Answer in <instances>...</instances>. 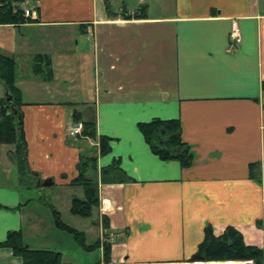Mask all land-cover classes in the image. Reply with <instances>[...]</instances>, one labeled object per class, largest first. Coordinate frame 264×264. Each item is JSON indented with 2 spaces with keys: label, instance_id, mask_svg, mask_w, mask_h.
I'll return each instance as SVG.
<instances>
[{
  "label": "crops",
  "instance_id": "crops-1",
  "mask_svg": "<svg viewBox=\"0 0 264 264\" xmlns=\"http://www.w3.org/2000/svg\"><path fill=\"white\" fill-rule=\"evenodd\" d=\"M133 1L27 0L34 23L0 26V51L17 64L29 170L40 183L52 181L28 190L10 159L13 146L0 145V242L15 231L24 242L33 232L43 240L56 234L53 217L31 218L26 192H46L58 211L51 189L67 192L71 203L77 164L93 157L94 226L102 231L94 264H239L188 259L207 225L215 236L232 227L264 251V0ZM143 6L146 19L125 18ZM233 23L240 40L229 50ZM37 55L50 59V81L32 73ZM5 94L0 82V104ZM73 111L79 124L95 122L107 154L97 139L68 136L78 124ZM155 118L179 119L191 167L151 153L138 124ZM113 162L130 182H101ZM0 264L21 260L0 249Z\"/></svg>",
  "mask_w": 264,
  "mask_h": 264
},
{
  "label": "trees",
  "instance_id": "trees-1",
  "mask_svg": "<svg viewBox=\"0 0 264 264\" xmlns=\"http://www.w3.org/2000/svg\"><path fill=\"white\" fill-rule=\"evenodd\" d=\"M27 0H0V26H21L34 23L36 19L26 17L23 7ZM108 16L111 15L106 7ZM125 18L146 19L147 6L136 10L132 15ZM32 73L44 81H50L53 77L50 68V59L46 55H37L32 64ZM18 78L16 61L0 51V82L11 96V104L16 111L14 115L10 111V105L5 100L0 104V145H11L13 151L9 154L10 159L17 169L19 182L28 190L40 183L38 177L29 170L26 154V141L23 131L21 107L23 102L21 94L16 86ZM264 93V82L261 86ZM72 118L75 123L80 122V115L73 111ZM138 130L151 153L162 162H177L182 169L191 167L194 154L189 145L181 137V123L179 119L161 120L152 119L146 123H139ZM82 136L98 141L99 154L105 155L110 151L108 139L103 136L97 137L95 122H82ZM78 176L74 178L69 186L80 187L83 197L72 198L69 212L80 218H90L98 208V184L91 177L96 171V158L81 157L77 164ZM250 178L260 182L259 174L255 165H250ZM102 183H124L131 180L113 162L107 168L101 170ZM54 227L66 232L78 243L85 252H92L93 248L99 246V241L94 245H86L85 235L82 232L67 226L60 218L55 209L52 210ZM103 226L106 228V222ZM203 240L198 245L195 253L188 259L191 263L206 262H238L239 264H264V251L255 246L246 245L242 235L232 227H227L220 236H215L210 225L204 228ZM105 263L109 261L110 245L102 244ZM0 249H9L13 255L21 260V264H69L62 260V254L50 250L30 249L24 242L21 231L9 232Z\"/></svg>",
  "mask_w": 264,
  "mask_h": 264
},
{
  "label": "rangeland",
  "instance_id": "rangeland-1",
  "mask_svg": "<svg viewBox=\"0 0 264 264\" xmlns=\"http://www.w3.org/2000/svg\"><path fill=\"white\" fill-rule=\"evenodd\" d=\"M132 4L133 7L136 6V0L133 1ZM24 8L26 7L24 6L23 9ZM21 69H23V67L18 68V72ZM90 75L93 80V69L90 70ZM51 191L53 197L56 196V200L53 202L60 213V218L67 226H70L72 228L77 229L78 231L85 233L86 245L94 246L99 241V239H102V231L94 226V214L92 217L86 219L71 215L69 212L70 203L68 201L67 192L56 191L52 189ZM71 193H74V197L76 198L81 199L83 197L82 189L80 187L73 188ZM26 194L27 199L31 200L28 209V213L31 218L36 219L37 217H39L40 220H45V222L49 219H52V212L51 208L49 207L50 204H48L50 200L48 199V195L46 194V192H44L43 195V192L36 193L34 191H27ZM46 229L47 226L45 225L43 227V233L45 235L48 233ZM55 233L56 234L50 235L47 240H43V234L33 232V234L25 236V242L29 244L30 247H33L36 250H51L60 252L62 254V260L69 264H86L88 262L89 264H94L99 260V246H97L96 248L94 247L91 253H84L81 250L80 246H78V243L75 242V240L72 238V236H70L66 232H61L57 230Z\"/></svg>",
  "mask_w": 264,
  "mask_h": 264
},
{
  "label": "built area",
  "instance_id": "built-area-1",
  "mask_svg": "<svg viewBox=\"0 0 264 264\" xmlns=\"http://www.w3.org/2000/svg\"><path fill=\"white\" fill-rule=\"evenodd\" d=\"M142 1V0H139ZM24 15L26 17H33V13L31 12V10H29L28 8H24ZM240 40V34L238 31V27L235 23L232 24L231 26V30L229 33V42H230V48L229 50L233 49L234 47L237 46V44L239 43ZM81 131H82V125L81 124H76L74 127H71L68 130V136L69 137H76L81 135Z\"/></svg>",
  "mask_w": 264,
  "mask_h": 264
},
{
  "label": "water",
  "instance_id": "water-1",
  "mask_svg": "<svg viewBox=\"0 0 264 264\" xmlns=\"http://www.w3.org/2000/svg\"><path fill=\"white\" fill-rule=\"evenodd\" d=\"M5 101L9 103L10 111L15 115L16 111L14 110V107L11 104V96L8 94L7 91H6V94H5ZM40 186L41 187H45V188H49L50 186H52V181H50V180L43 181L42 183H40Z\"/></svg>",
  "mask_w": 264,
  "mask_h": 264
}]
</instances>
